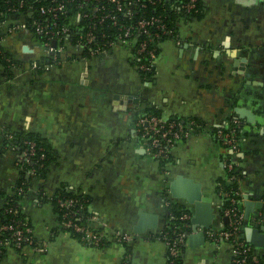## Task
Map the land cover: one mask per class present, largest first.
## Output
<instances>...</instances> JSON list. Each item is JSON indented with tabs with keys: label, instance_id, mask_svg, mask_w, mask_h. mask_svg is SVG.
Instances as JSON below:
<instances>
[{
	"label": "crops",
	"instance_id": "obj_1",
	"mask_svg": "<svg viewBox=\"0 0 264 264\" xmlns=\"http://www.w3.org/2000/svg\"><path fill=\"white\" fill-rule=\"evenodd\" d=\"M201 13L181 22L178 37L158 42L149 77L122 44L59 60L29 33L7 42L22 67L9 78L0 64V214L21 171L11 135L39 134L52 160L20 201L43 250L9 246L0 264H166L164 230L184 211L190 227L181 264H232L231 244L207 230L227 223L218 186L228 159L240 170L246 222L256 223L264 208L254 206L246 217L244 195L264 203V1L203 0ZM39 59L44 65L31 68ZM150 107L186 126L195 122L169 160L153 156L141 135L138 118ZM239 127L238 148L226 146L218 131ZM63 187L88 197L87 225L104 233L103 243L90 244L61 223L49 199ZM191 191L213 208L208 228H192ZM141 211L155 214L157 225L135 232ZM200 232L204 238L190 239ZM123 233L132 241H115Z\"/></svg>",
	"mask_w": 264,
	"mask_h": 264
},
{
	"label": "built area",
	"instance_id": "obj_2",
	"mask_svg": "<svg viewBox=\"0 0 264 264\" xmlns=\"http://www.w3.org/2000/svg\"><path fill=\"white\" fill-rule=\"evenodd\" d=\"M114 2L118 9H122V2L119 0H110ZM153 2L156 0H144ZM199 0H188L184 3L183 7L187 10H191L197 6ZM143 2L142 6H145L146 3ZM128 12L130 15L136 13V8L138 7L137 1L129 0L128 2ZM80 6L87 5V0H84L79 4ZM25 7V8H24ZM25 10H15V8L8 7V12H1L0 16V43L7 45L8 41H11L12 37L16 35L29 33L31 37H34V32L37 34H44L46 41L42 43L46 51L55 56V59L60 58L62 55H66L68 52L72 53H81L84 50V43H90L95 41V35L93 32H88L86 36V42H71L66 33L68 29L61 28L56 29L57 19L60 15L65 13V3L60 1L58 3H52L49 6H45L38 9H34L33 5L26 4L25 1L19 0V9ZM98 8H94L97 10ZM36 14L45 15V18L42 21H37L34 19ZM88 16V14H85ZM33 18L32 27L35 30L31 29L28 19ZM117 23V21H115ZM93 29H97V25L93 26ZM174 30L167 27L166 23L161 17H140L133 26L125 27L124 31L119 34V40L111 43V47H114L118 44L126 45L132 48L135 52L136 58L138 59L137 67L142 71H152L154 69L155 61L157 58L156 48H151L149 45L152 37L157 38L158 40L167 35H174ZM144 35L143 39H138L137 36ZM57 40H60L61 43L58 45ZM52 41V42H51ZM8 46V45H7ZM110 47V48H111ZM107 49L95 50L92 53H102ZM59 58V60H60ZM146 59V61H144ZM40 65L37 63L33 64L31 68H38ZM15 72L20 71V67L14 68ZM195 122H192L186 126L180 120L174 118H167L163 114L162 116H157L154 114H141L138 118V125L140 128L141 135L145 142L148 145L149 151L158 159H170L172 148L175 146L176 141L182 139L190 134V127H193ZM218 136L220 140L228 147L233 149L238 148L239 137L236 134L234 128L230 129H220L218 131ZM11 137H13L11 135ZM25 144H28L23 150L20 147L17 148L20 151V166L23 163H30L33 159V155L36 153V143L30 140L25 141ZM42 154L36 159L38 166L41 167V159L45 157L44 148L41 147ZM35 163V162H34ZM227 172H233L236 168L235 163L228 159L225 164ZM36 173V168L34 166L27 168L26 177L29 175H34ZM235 179V176H230L228 181ZM43 181V180H41ZM40 181V182H41ZM15 193V191H13ZM19 193L23 198L28 196L29 193H24L23 187L19 188ZM221 195L229 197L230 205L223 207V213L228 217L226 225L220 230H207V235L215 240H226L232 246V264H264V251L259 252V248L247 241L245 236V227L247 225L246 218L244 215L243 207V194L241 189L237 192L241 198L230 197V193L221 189ZM21 199V200H22ZM20 200V201H21ZM20 201L18 202L20 204ZM77 202L74 198L61 199V206L68 209L67 212L63 213V218L61 223L66 228H71L75 232H79L82 235V238L87 242L93 245H99L105 241V235L101 231H98L89 225H83L75 221L72 217L76 216L77 212L72 210V207ZM240 207V208H239ZM76 214V215H75ZM79 216V215H78ZM77 219H79L77 217ZM190 215L184 213L181 215L180 220L182 221L181 225H176L177 232L174 236H169L168 232L165 235L166 243L168 246L167 250V262L176 264L175 257L180 255L181 246L185 242V239L188 235V229L190 227ZM257 221L254 224L264 225V208L261 209L257 215ZM2 230H12L9 237H4L0 239V244L5 246V249L9 246H15L17 248H22L25 242L28 245H36V240L33 235V230L29 227L22 229L20 227L14 226L12 224H3L0 227ZM32 235H28V234ZM2 232H0V235ZM133 236L130 233L118 234L115 236V241L119 243H126L132 241ZM36 248L43 250L39 245H36ZM255 250V251H254ZM256 252V253H255ZM3 249L0 248V261L3 258ZM261 257H258V255ZM262 258V259H261Z\"/></svg>",
	"mask_w": 264,
	"mask_h": 264
},
{
	"label": "trees",
	"instance_id": "obj_3",
	"mask_svg": "<svg viewBox=\"0 0 264 264\" xmlns=\"http://www.w3.org/2000/svg\"><path fill=\"white\" fill-rule=\"evenodd\" d=\"M28 5H33L34 9H40L42 7H47L51 5L52 3H58L60 1H64L65 3V13L60 15L57 19V26L56 29L66 28L68 29V32L66 33L68 39L73 43L78 42H86V36L88 32H93L95 35V41L90 43H84V50H82V55H87L88 53H91L95 50L99 49H109L111 47L112 42H116L119 40V34L124 31L125 27L127 26H133V24L136 23V21L140 17H161L163 21L166 23L167 27L172 28L174 30V35H167L162 37L160 40H164L168 37H178L180 32V26L181 22H187L194 18H199L201 16L202 7H203V0H199L197 3V6L191 10H187L185 7H183L184 3L188 0H156L153 2L144 1V0H133L137 1L138 7L136 8V13L133 15H130L128 10V1L129 0H119L122 2V9H118L117 5L110 1V0H87V5L80 6L79 4L83 2L84 0H23ZM145 2L146 5L142 6V3ZM15 8V10H25L19 9V0H0V13L5 11L8 12L7 8ZM98 8L97 10H94V8ZM85 14H88V16H85ZM2 19L3 17L0 16ZM45 15L36 14L34 19L37 21L44 20ZM29 24L31 26L32 30H35L34 27H32V21L33 18L28 19ZM117 21V23H115ZM97 25V29H93V26ZM1 30H0V36H1ZM138 39H143L144 35L137 36ZM34 39L39 41L40 43H44L46 41V37L44 34H37L34 32ZM155 37H152V40L150 41V47L156 48V51H158V42H160ZM52 42V41H51ZM61 43L60 40H57V44L59 45ZM134 51V50H133ZM60 58V56H59ZM44 60V61H43ZM146 61V59H144ZM138 59L136 58V63H138ZM45 63V59H39L37 64L42 66ZM0 64L3 66V71L7 77L14 76L16 73L14 68L15 67H22V64L17 60L15 55L13 54L12 50L7 46L0 43ZM20 67V68H21ZM40 70V69H39ZM139 71L149 77L152 71H142L139 69ZM154 114L157 116H162V112L156 108L150 107L145 108L142 112V114ZM236 131V134L238 137L241 135V129L240 127L234 128ZM30 140L32 142H35L36 144V153L33 155V159L30 163H23L22 166H20V177L18 178L14 191L15 193H12L9 195L7 202L5 203L4 207L2 208V212L0 214V227L3 224H12L14 226L20 227L22 229H26L27 227L33 228L31 221L27 217V215L23 212L21 205L18 203L22 197L19 193V188L23 187L24 193H29L31 189H35V185H38L39 182L46 177L47 168L52 160V153L49 147V144L47 143L46 139L40 136L37 133L34 132H19L13 135V143L20 147L21 150H23L26 146L28 147V144H25V141ZM44 148L45 157L40 160L42 163V166L39 167L37 162L35 161L38 159V157L42 154V150L40 148ZM161 160H167V159H161ZM169 160V159H168ZM35 162V163H34ZM34 166L36 168V173L34 175H29V177H26L25 174H27V168ZM235 176V179H232L231 181H228V178L230 176ZM240 179L241 174L240 170L238 169V166H236L235 170L233 172H227V175L224 179L220 180L218 189L221 191V189L228 191L230 193V197L235 198H241L242 196H239L237 193L240 188ZM224 198V208L230 205L229 197H226L222 195ZM68 198H74L77 200L75 205L72 207L73 211H76L77 215L73 216L72 218L82 223L83 225H86L89 222L90 219V212L88 210V197H86L83 193L71 190L69 188L63 187L58 192H56L49 200L53 202L55 205V210L59 215V220L62 221L63 213L67 212L68 209L61 206L60 200L61 199H68ZM242 207V205L240 206ZM239 207V208H240ZM187 213V211H184ZM79 215V216H78ZM180 214H177V218L175 221H173L170 226L166 227L164 230V233L169 236H174L177 232L176 225H181L182 221L179 220ZM77 217L79 219H77ZM69 230H73L71 228H67ZM2 234L0 235V239L6 237H9L12 230L6 231L2 230L0 231ZM77 236H82L81 233L75 232ZM32 235V233L28 234ZM28 245L27 242H25L24 246ZM0 248L3 249V257L6 253L5 246L0 244ZM255 251V250H254ZM256 253V252H255ZM258 255V254H257ZM258 257H261V255H258ZM262 259V258H261ZM176 264H181L182 257L181 255H178L175 257ZM166 264H172L167 262ZM254 264V263H253Z\"/></svg>",
	"mask_w": 264,
	"mask_h": 264
},
{
	"label": "water",
	"instance_id": "obj_4",
	"mask_svg": "<svg viewBox=\"0 0 264 264\" xmlns=\"http://www.w3.org/2000/svg\"><path fill=\"white\" fill-rule=\"evenodd\" d=\"M236 1L240 4L250 6V5L258 4L259 2L264 1V0H236ZM181 181H183V177L179 176L177 180L173 182L172 189L174 190L175 189L174 187L177 186L176 184H178ZM185 181H188V180H185ZM194 192L195 191H191L187 195L186 194L184 195L187 196L189 201L195 203L196 213L194 214L192 218V228L194 231H197L200 225H203V227L205 228L210 227V225L212 224L211 220L215 217V213L213 211V208L209 204L208 200L205 199L204 197L200 198V196H196ZM244 198H245L247 218H249V213L251 210H253L254 206L264 207V203H256L255 201L249 199L248 195H244ZM224 219L226 222L228 221L227 216H224ZM156 225H157V216L155 214H150V213L141 211L140 219L137 225L135 226L134 231L144 232L146 231L147 226L154 227ZM201 236L202 238H204L203 232L198 233L195 237L193 235H190V239L198 238ZM245 236L248 242H250L251 244H253L259 249H264V225L252 224L250 221H248L245 227Z\"/></svg>",
	"mask_w": 264,
	"mask_h": 264
},
{
	"label": "rangeland",
	"instance_id": "obj_5",
	"mask_svg": "<svg viewBox=\"0 0 264 264\" xmlns=\"http://www.w3.org/2000/svg\"><path fill=\"white\" fill-rule=\"evenodd\" d=\"M18 72V71H17Z\"/></svg>",
	"mask_w": 264,
	"mask_h": 264
}]
</instances>
